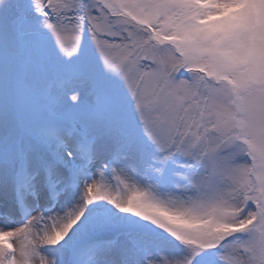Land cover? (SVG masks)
Returning a JSON list of instances; mask_svg holds the SVG:
<instances>
[{"label":"snow or ice","instance_id":"obj_1","mask_svg":"<svg viewBox=\"0 0 264 264\" xmlns=\"http://www.w3.org/2000/svg\"><path fill=\"white\" fill-rule=\"evenodd\" d=\"M0 264H264V0H0Z\"/></svg>","mask_w":264,"mask_h":264}]
</instances>
